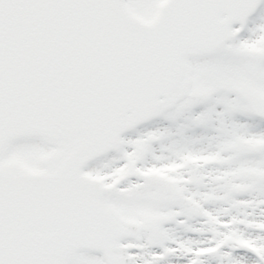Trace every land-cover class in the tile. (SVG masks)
<instances>
[{"label":"snow or ice","instance_id":"1","mask_svg":"<svg viewBox=\"0 0 264 264\" xmlns=\"http://www.w3.org/2000/svg\"><path fill=\"white\" fill-rule=\"evenodd\" d=\"M0 264H264V0H0Z\"/></svg>","mask_w":264,"mask_h":264}]
</instances>
